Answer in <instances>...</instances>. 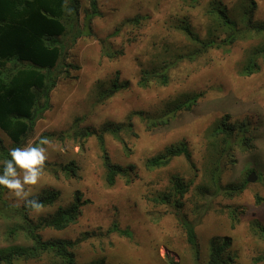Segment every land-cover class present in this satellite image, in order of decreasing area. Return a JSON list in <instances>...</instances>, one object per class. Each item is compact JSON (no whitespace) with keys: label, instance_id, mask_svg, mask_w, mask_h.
I'll return each instance as SVG.
<instances>
[{"label":"rangeland","instance_id":"rangeland-1","mask_svg":"<svg viewBox=\"0 0 264 264\" xmlns=\"http://www.w3.org/2000/svg\"><path fill=\"white\" fill-rule=\"evenodd\" d=\"M81 1L79 19L85 26L91 0ZM215 1L240 24L249 12L254 23L264 24V0H97L100 14L91 21V34L70 44L66 57L73 67L59 80L50 109L37 122L31 141L55 135L58 139L46 146L45 163L52 167L73 162L77 175L67 178L45 169L40 184L32 186V194L57 190L59 197L40 214L29 216L37 223L59 208L70 207L77 193L89 201L64 230L40 232L45 241L79 240L73 251L75 264H197L180 215L196 226L200 264L209 259L211 241L224 238L231 240L225 255L233 258L231 264H264L255 262L264 256V241L256 233L257 224L264 227V58L257 60V73H244L251 51L264 46V35H245L230 46L210 48L194 60L182 59L170 70L167 86L155 81L140 85L144 70L158 72L165 62L175 61L174 55L189 56L200 49L196 37L217 43L225 40L226 30L209 15ZM136 18L142 19L138 25L132 22ZM117 29L119 35L109 38ZM101 40L108 48L110 40V57L103 55ZM115 80L121 89L99 103L98 96ZM194 95L197 102L179 111L167 125L149 130L139 117L159 118ZM78 118L84 120L81 127L92 129L95 137L83 142L68 136L59 140ZM108 124L131 126L119 137L107 134L105 138L111 161L125 173L116 177L113 186L106 183L96 138L97 130ZM230 125L245 126L252 147L220 158L223 141L214 132ZM0 138L11 147L1 131ZM180 145H186L189 159L181 156L164 167H147L150 159ZM214 168L221 170L224 187L243 184L253 172L257 180L248 182L242 192L225 196L213 188ZM178 181L188 185L183 197H175ZM168 194L174 200L171 204L158 203ZM2 198L10 205L23 206L9 190ZM114 224L129 230L132 237L109 232ZM18 225L0 216V249L31 247L24 235H10Z\"/></svg>","mask_w":264,"mask_h":264},{"label":"trees","instance_id":"trees-1","mask_svg":"<svg viewBox=\"0 0 264 264\" xmlns=\"http://www.w3.org/2000/svg\"><path fill=\"white\" fill-rule=\"evenodd\" d=\"M198 2V0H192ZM254 5V4H253ZM81 0H0V131L10 141L11 147L5 145L0 138V166L3 161L9 159L8 150L23 146L32 140L37 122L50 109L52 93L56 89L59 80L66 77L68 70L73 66L67 64V50L70 44L79 38L90 35L91 21L99 16L97 0H91V13H87V24L81 26ZM209 15L215 18L217 24L227 32L223 42L207 41L195 38V42L200 49L183 56L178 53L174 55L175 61L171 60L159 66L158 72L151 70L143 71L141 86L146 87L150 81H155L161 86H167L170 81V70L175 68L179 61L186 58L194 60L199 54L208 51L210 48L230 46L240 37L245 35H264V24H256L252 14L249 12L246 19L240 23L232 20L227 14V10L218 2L210 4ZM86 19V18H85ZM142 21L140 18L133 19L136 25ZM86 23V20H85ZM120 30L117 29L108 37H117ZM209 33V32H208ZM110 39V40H111ZM109 42V48L111 47ZM103 55L110 57L111 48H108L106 41L101 40ZM264 58V46L251 51V57L247 61L244 69L245 76L252 75L259 71L257 60ZM152 72V73H151ZM127 84V82H125ZM128 85V84H127ZM120 86L115 80L109 89H106L98 96V102L102 103L110 99L119 91ZM121 89V88H120ZM198 100V96H191L182 102L169 108L161 117L148 118L139 114L147 128L153 129L168 124L169 119L175 118L176 114L182 110H189ZM132 115H137L133 113ZM84 120L78 118L73 123L72 128L66 133L60 134L59 140L63 141L65 136L69 140L81 142L95 137V132L90 128H82ZM118 125H104L97 130L96 137L102 151L103 165L106 169L105 180L107 185L113 186L116 177L125 175L122 168L113 164L105 147L107 134L119 137L125 129L130 128ZM245 126H225L215 130L214 136H221L223 148L220 158L236 149H250L251 139L247 136ZM48 141L58 139L53 134H44ZM184 156L189 159V152L186 145L170 147L164 154L153 157L147 162L150 169L167 166L173 158ZM45 169L52 172H60L67 178L77 175V166L70 162L68 164H57L49 167L45 163ZM212 182L216 192H222L225 196L242 192L248 181L245 180L240 185L222 186L220 183L221 170L213 169ZM6 188L0 187V216L5 219L16 220L20 225L11 229L10 235L22 234L32 243L29 248L11 247L0 249V264H19L28 261H43L45 264H75L74 248L80 243L79 240L71 241L66 239L43 240L40 232L46 229L62 231L70 224L74 223L81 213V208L89 203L83 200L80 194L75 195V199L70 207L59 208L54 214L42 218L35 223L30 218V211L25 207L14 206L7 203L2 197ZM175 197H183L188 191V185L178 181L175 184ZM44 208L52 206L59 197L57 190H44L40 195ZM171 195L168 194L158 203L164 205L171 204ZM177 203V201H176ZM178 214V213H177ZM179 215V214H178ZM181 224L187 235V242L195 254L197 264L199 263V246L195 224L179 216ZM257 235L264 241V227L257 224ZM118 233L127 237H132L129 230H121L114 224L109 232ZM231 245L229 238L215 239L210 243L209 259L205 264H231L233 258H225ZM264 261V256L257 258L255 262Z\"/></svg>","mask_w":264,"mask_h":264},{"label":"clouds","instance_id":"clouds-1","mask_svg":"<svg viewBox=\"0 0 264 264\" xmlns=\"http://www.w3.org/2000/svg\"><path fill=\"white\" fill-rule=\"evenodd\" d=\"M48 144L47 138L40 137L36 142L13 147L8 150L9 159L0 166V187L22 201L30 214H40L44 208L40 196L32 194V186L39 185L44 177Z\"/></svg>","mask_w":264,"mask_h":264},{"label":"water","instance_id":"water-1","mask_svg":"<svg viewBox=\"0 0 264 264\" xmlns=\"http://www.w3.org/2000/svg\"><path fill=\"white\" fill-rule=\"evenodd\" d=\"M256 180H257V176H256V174H255L254 172L251 173V174L248 176V179H247V181H248L249 183H254Z\"/></svg>","mask_w":264,"mask_h":264}]
</instances>
